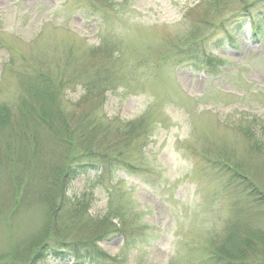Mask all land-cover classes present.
<instances>
[{
	"label": "rangeland",
	"instance_id": "rangeland-1",
	"mask_svg": "<svg viewBox=\"0 0 264 264\" xmlns=\"http://www.w3.org/2000/svg\"><path fill=\"white\" fill-rule=\"evenodd\" d=\"M263 12L0 0V264H264Z\"/></svg>",
	"mask_w": 264,
	"mask_h": 264
},
{
	"label": "trees",
	"instance_id": "trees-1",
	"mask_svg": "<svg viewBox=\"0 0 264 264\" xmlns=\"http://www.w3.org/2000/svg\"><path fill=\"white\" fill-rule=\"evenodd\" d=\"M252 7H253L252 5L247 7L246 10L244 11V14H241L240 16L247 17V18H249L252 21L253 25L251 27V31H254L253 33L256 34L259 31V26H260L259 25V23H260L259 20L260 19L257 20V18L251 16L250 13H252V11L250 9ZM51 98H52V96H51ZM50 110H51L50 99L49 100L44 99L43 100V110L40 113L41 114V118L44 119V117L47 115V112H49ZM92 135H93V132L90 133V136H92ZM90 155H96L99 158L98 162H103L104 163V162L115 161V159H114L115 157L110 156L108 153L107 154L106 153H98V152L95 151V153H90ZM116 160L119 161L120 164H122V163L123 164H127L126 162L123 161V159L120 160L118 158ZM100 166L95 164V167H100ZM225 168H227V175H229L232 183H237L238 187L241 188V190L243 192H249L250 195L253 198L256 199L257 203H260V204L262 203V205H263V203H264L263 195L255 187H253V185L251 183H249V181L247 180V178L245 176H243L240 173H237L236 171H232V173L231 172L229 173V171L231 170L230 167L226 166ZM72 170L73 169H70L68 172H66V174L63 176V178H68L69 176L70 177L74 176V172H72ZM63 183H64V181H63ZM63 183H62V185H63ZM61 189H62V186H61ZM65 247H67V246H65ZM56 253L59 254V256L67 255V251L63 252V253H61L59 251H56ZM75 255H76V253H75ZM75 255H73V256H75ZM85 258H86V256H85ZM230 262H232V263H230ZM235 262H237V260L236 261H230L225 256L221 257V256H216V255L214 256L213 255V257H211V259H210V263L211 264H239V263H235Z\"/></svg>",
	"mask_w": 264,
	"mask_h": 264
}]
</instances>
